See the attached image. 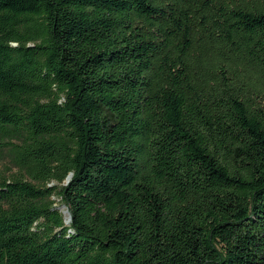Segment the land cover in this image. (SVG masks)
<instances>
[{
    "label": "trees",
    "instance_id": "1",
    "mask_svg": "<svg viewBox=\"0 0 264 264\" xmlns=\"http://www.w3.org/2000/svg\"><path fill=\"white\" fill-rule=\"evenodd\" d=\"M0 162V264H264V0H0Z\"/></svg>",
    "mask_w": 264,
    "mask_h": 264
},
{
    "label": "water",
    "instance_id": "2",
    "mask_svg": "<svg viewBox=\"0 0 264 264\" xmlns=\"http://www.w3.org/2000/svg\"><path fill=\"white\" fill-rule=\"evenodd\" d=\"M69 179H70V176H68L66 180L68 181ZM64 213H65V214H68L67 210H64ZM69 220H70V216H69V214H68L67 222H69Z\"/></svg>",
    "mask_w": 264,
    "mask_h": 264
},
{
    "label": "rangeland",
    "instance_id": "3",
    "mask_svg": "<svg viewBox=\"0 0 264 264\" xmlns=\"http://www.w3.org/2000/svg\"><path fill=\"white\" fill-rule=\"evenodd\" d=\"M0 167H1V162H0ZM53 199L59 203V199L58 198L53 197ZM59 205L61 206V204H59Z\"/></svg>",
    "mask_w": 264,
    "mask_h": 264
}]
</instances>
